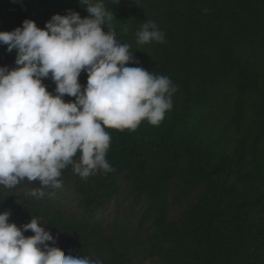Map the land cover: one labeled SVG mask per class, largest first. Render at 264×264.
<instances>
[{"label": "trees", "instance_id": "1", "mask_svg": "<svg viewBox=\"0 0 264 264\" xmlns=\"http://www.w3.org/2000/svg\"><path fill=\"white\" fill-rule=\"evenodd\" d=\"M27 1L42 3L44 26L68 10L89 15L79 0ZM166 2L163 19L155 23L165 42H137L134 51L145 53L142 68L177 88L164 120L158 126L142 121L135 131L105 129L112 172L82 179L71 165L62 170L61 186L74 180L77 220L34 201L54 190L38 180L20 182L31 190L23 197L0 185V212L11 210L9 222L17 226L41 218L65 255L99 264H133L141 241L148 248L141 264H264V0ZM104 3L113 11L117 40H137L149 19L143 0ZM79 82L86 85V73ZM43 83L54 93L51 80ZM121 184L136 202H145L132 234L92 224ZM148 221L152 231L141 239Z\"/></svg>", "mask_w": 264, "mask_h": 264}, {"label": "clouds", "instance_id": "2", "mask_svg": "<svg viewBox=\"0 0 264 264\" xmlns=\"http://www.w3.org/2000/svg\"><path fill=\"white\" fill-rule=\"evenodd\" d=\"M79 4L87 17L68 10L53 15L43 29L26 19L21 27L0 32V45L16 53L14 68L0 67V185L5 188L25 179L60 188L69 165L82 179L112 172L105 129L135 131L142 121L158 126L173 106L177 88L168 77L127 66L136 63L133 51L117 40L113 11L104 0ZM136 36L141 45L165 42L151 21ZM82 72L86 85L79 82ZM45 79L55 85L54 93ZM65 96L75 99L65 102ZM11 216V210L0 212V264H99L65 255L41 218L17 226ZM29 231L34 235L26 237Z\"/></svg>", "mask_w": 264, "mask_h": 264}, {"label": "rangeland", "instance_id": "3", "mask_svg": "<svg viewBox=\"0 0 264 264\" xmlns=\"http://www.w3.org/2000/svg\"><path fill=\"white\" fill-rule=\"evenodd\" d=\"M143 7L149 15L148 21L158 23L164 17L167 2L166 0H143ZM43 12L44 8L41 2L29 3L27 0H0V32L13 31L17 27H21L23 21L26 19L34 21L37 27L43 29ZM127 44L130 45L131 51H133L132 55L136 61V63L127 66L142 67L145 53L138 52L137 55H134L137 40L133 38V40L127 42ZM246 54L249 55L250 53L246 52ZM15 56V51L8 53L6 51V46L0 45V67L6 66L8 68H14ZM47 80L48 79H45L43 82ZM187 165L188 163L184 162L183 171L186 170ZM207 184L208 182H204L200 185L194 193V200L199 197ZM8 190L16 197L26 196L31 191L22 183ZM34 201L41 203L44 208H49L72 220H77L81 214L79 197L75 192L73 179H69L63 186L52 190L43 197H36ZM144 209L145 202L143 200L136 202L129 190L124 184H121L117 198L96 216L92 224H98L103 231L132 234L139 226ZM142 231L144 234L141 239L151 233V221L144 224ZM147 252V243L141 241L134 251L133 264H141L145 260Z\"/></svg>", "mask_w": 264, "mask_h": 264}]
</instances>
